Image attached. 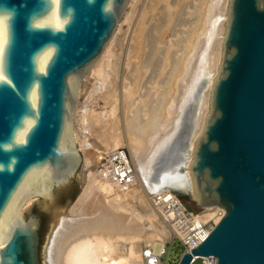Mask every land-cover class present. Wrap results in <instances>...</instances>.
<instances>
[{
    "label": "water",
    "instance_id": "95a60500",
    "mask_svg": "<svg viewBox=\"0 0 264 264\" xmlns=\"http://www.w3.org/2000/svg\"><path fill=\"white\" fill-rule=\"evenodd\" d=\"M128 2L0 0V264H41L34 208L48 216L44 255L54 218L72 217L84 164L73 128L79 90ZM177 146L164 164L180 157ZM189 161V199L224 215L176 264L194 256L264 264V0L227 1L220 59ZM73 179V198L56 204L55 190Z\"/></svg>",
    "mask_w": 264,
    "mask_h": 264
},
{
    "label": "bare ground",
    "instance_id": "6f19581e",
    "mask_svg": "<svg viewBox=\"0 0 264 264\" xmlns=\"http://www.w3.org/2000/svg\"><path fill=\"white\" fill-rule=\"evenodd\" d=\"M187 1L150 0L134 23L130 36L131 54L138 61L130 76L129 83L133 89H138L146 69L156 66L159 78L165 76L163 74L166 69H173L169 71L165 85L159 84L155 104L151 102V92L140 95L142 97L133 104L131 88L123 85L122 99L128 110L121 118H111L108 122L111 130L100 135L98 141L94 139L93 145L87 143L89 149L97 155L94 159L86 157V184L79 193V201H74L72 205V214L80 216L54 221V227L47 238L43 264H142L144 250L157 251L167 235L162 230L159 235L152 231L150 236L148 234L150 239L146 240L143 224L140 222L143 213L139 216L138 212L130 208L128 201L135 199L142 212L150 211L151 215L153 209L148 206V190L152 193L168 191L178 197H193L186 180L189 152L191 142L200 132L207 95L217 71L228 0H195L194 12H190L194 19L192 27L173 39L171 45L177 47L170 50L169 43L162 46L161 35L171 31L178 17L179 7ZM135 2L136 0H130L128 5L131 10ZM124 16L128 18L125 13L123 18ZM148 19L151 20V25L147 23ZM111 40L94 63L93 73L87 76L96 83L101 81L110 61ZM190 100H195L197 104L196 109L187 115L192 130L187 131L190 125H185L187 128L179 131ZM113 109L114 107L112 116ZM100 119H96L97 122ZM118 125L123 128L120 134L111 133ZM173 144H178L175 151L180 153V157L174 156L164 164L165 152ZM120 146L127 148L136 173V186L122 191L116 190L100 178L97 171H93L99 154ZM182 153L185 159L182 158ZM155 176L162 182L156 189L150 184V179ZM208 211L211 208L203 210L206 217L211 214ZM150 215L148 214V219L153 220L155 216ZM149 258L150 264H159L151 259L155 257Z\"/></svg>",
    "mask_w": 264,
    "mask_h": 264
},
{
    "label": "rangeland",
    "instance_id": "374dc122",
    "mask_svg": "<svg viewBox=\"0 0 264 264\" xmlns=\"http://www.w3.org/2000/svg\"><path fill=\"white\" fill-rule=\"evenodd\" d=\"M129 2H130V0H129ZM129 2H128V4H129ZM149 2H150V0H136L132 10L129 7V5L127 4V8L125 10V15H128V18L126 19L125 16H124V18L123 17L121 18V20L119 21V23L115 29V32L113 34L114 36H112L113 38H111L112 40L110 39L111 40V45L109 43V49L111 50V56L109 59L110 61H108V64L105 68L103 77L100 78L101 81L96 83V81L93 78L86 77L85 81H83L81 84V87L79 90L78 106H77V108L73 114V128H74L75 141H76V144H77V147L79 148V150L82 151V156H83V161H84V164H81V166L78 170V175H77V180H78V183L80 186V192L83 189V187L85 186L84 184H86L85 178H86V172L88 170V167L86 165L85 159H86V157H87V159H89V158L94 159L95 155H97L96 153H94L92 151V149H89L87 143L92 144L94 141H98L99 138H101L100 135L103 136V134H105L109 130H111L110 129L111 127L108 125V122L112 120L111 118H113V117H115V118L120 117L121 118L124 116V113L126 112V110H128V108H127L128 106H126V104H125L126 107L124 106L123 99H122V93H123L122 87H123V85L126 84L131 88V90L133 92V94H132L133 100H131V101L133 104L136 103L138 101V99L142 97V96L140 97V95H142V94L144 95L145 93L147 94V92L153 93L152 95L150 94L151 95L150 98H153V100H151V102L152 101L154 102V100H156V95H158L157 90L159 88V84H160V86L165 85V82L168 80L167 79L168 73L170 70L173 69V68L166 69L164 72L165 74H163L165 76L162 75L163 77H161V78H159L160 76L157 73L158 68L156 66H155L156 69L155 68L146 69L142 80L139 82L138 89H136V90L133 89L132 84L129 83L130 82V76L132 75V73H131L132 69L134 68V65L138 61L131 54L132 48H131L130 36L132 34V29H133L134 23L140 17L141 13L144 11V9L146 8V6L148 5ZM187 2L183 6L179 7L178 17H177L176 22H175L176 25L174 24V26H172L171 31L170 30L166 31L165 33H162V35H161L162 40H163V41H161L162 46L164 43H169L170 44V50L171 49L174 50L177 47L175 45H171L174 42L173 39L177 35H179V34L181 35V33L185 34V31L190 30V27H192V23L194 20L192 17L193 16L192 13L194 12L193 6L195 3V0H188ZM136 3H137V5H136ZM190 12H192V13H190ZM129 15L131 17H129ZM189 20H191V21H189ZM159 22H161V20H159ZM147 23H149V25L152 24L151 20L149 21V19H148ZM172 32L175 33V36H173L174 34ZM164 34H165V36H164ZM175 58H176V56H175ZM109 62L111 65L109 64ZM166 74H167V76H166ZM102 81H104V83ZM201 84L202 85L204 84V80ZM154 104H155V102H154ZM112 107H114V109H113L114 110V114H113L114 116H112ZM196 107H197V104L195 103V100H190L187 103V106L185 109V111H187V112H185L186 113L185 118L182 121L183 125L180 126L179 131L182 130L183 128H187L186 126H188V125H190V126L186 130L187 131L192 130L191 129V127H192L191 122H190V120H187L188 119L187 115H188V113H190V111L193 112V110H195ZM98 118L99 119L101 118L99 122H97L98 120H96ZM95 120H96V123H95ZM102 120H105V122ZM105 124L107 125V127ZM122 129L123 128L118 125L115 127V129H113V131H111V133L115 132V133L120 134ZM92 145H91V148H92ZM120 148H124L127 150V148L125 146H120V147L114 148V149H120ZM111 149H113V148H111ZM127 152H128V150H127ZM87 155H89V156H87ZM182 158L185 159L184 153H182ZM93 167H92L93 171L95 173L97 171V174H98L96 162H95V165ZM150 184L153 186V188L155 187V189L157 186H159L158 184H156L152 180V178L150 179ZM153 188H151V189L153 190ZM149 194H154V193H152L150 190H148L147 195H149ZM181 200L189 210H192V211L199 210V208L196 207L194 202H192L189 198L183 197V198H181ZM128 202L131 205L130 208L132 210H135L136 213L138 212L139 216L142 213H143L142 217L145 216L143 218L140 216V219H141L140 222H141V224H143L142 227L145 230V231L143 230L145 239L146 240L150 239L149 236H150V233L152 231L155 234L159 235L161 233V230H162L165 233V236L167 235V238L165 240V242H167V240L169 238L168 231L164 227V225L160 222L156 212L154 213V211H151L152 212L151 213L152 216H151L150 211H148L149 213L142 212V208L138 205V203L136 202L135 199L131 198ZM132 203H133L134 208L132 206ZM148 206L150 207L149 203H148ZM148 214L151 217L155 216L154 218H152L153 220L148 219ZM79 216L80 215H78V214H72V217H55L54 221L57 219L60 220L63 218H66V219L70 218L71 219V218L79 217ZM54 221H53L51 230L54 227V223H55ZM149 230H150V232H149ZM157 230L158 231L160 230V232H157ZM148 234H149V236H148ZM47 238H46V243H45V249L47 246ZM148 244H149V242H148ZM168 246H169V243H166V250L168 249ZM182 252H183V250H182L181 245L177 241H174L173 244L171 245L170 250L168 252V255L166 257L165 264H176L179 257L181 256ZM164 258L165 257L163 256L162 260H164ZM43 259H44V254L40 253V261L42 262V264H43Z\"/></svg>",
    "mask_w": 264,
    "mask_h": 264
},
{
    "label": "built area",
    "instance_id": "2783aa9c",
    "mask_svg": "<svg viewBox=\"0 0 264 264\" xmlns=\"http://www.w3.org/2000/svg\"><path fill=\"white\" fill-rule=\"evenodd\" d=\"M96 165L99 177L116 190H128L136 186L135 168L126 149H109L102 152L97 157ZM147 198L150 207L167 229L169 238L157 251L144 250L142 264H150L151 256L155 257L151 258L153 261L165 264L174 241L181 245L183 252H189L203 241L224 215V211L217 207L211 208L209 217H206L204 209L189 210L180 197L168 191L149 194ZM166 243H169L167 250ZM163 256L164 260H162ZM216 262L214 257L194 256L189 264H216Z\"/></svg>",
    "mask_w": 264,
    "mask_h": 264
},
{
    "label": "flooded vegetation",
    "instance_id": "af4514ba",
    "mask_svg": "<svg viewBox=\"0 0 264 264\" xmlns=\"http://www.w3.org/2000/svg\"><path fill=\"white\" fill-rule=\"evenodd\" d=\"M76 189H77V184H76V181L73 179L68 184H66V185L55 190L54 202L56 204H63L66 201H68L69 199H72L76 193ZM32 213H34L39 218L38 236H39V259H40V248H41V243H42V233H43V230L45 229V226L47 224L48 216L45 213L40 212L37 208H34L32 210ZM41 264H42V262H41Z\"/></svg>",
    "mask_w": 264,
    "mask_h": 264
}]
</instances>
